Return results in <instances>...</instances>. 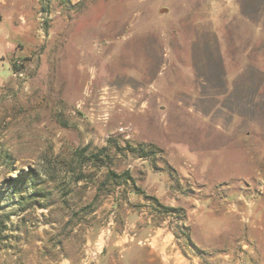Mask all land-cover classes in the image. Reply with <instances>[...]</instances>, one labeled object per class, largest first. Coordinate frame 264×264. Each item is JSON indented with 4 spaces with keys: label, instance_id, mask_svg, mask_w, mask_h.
<instances>
[{
    "label": "rangeland",
    "instance_id": "obj_1",
    "mask_svg": "<svg viewBox=\"0 0 264 264\" xmlns=\"http://www.w3.org/2000/svg\"><path fill=\"white\" fill-rule=\"evenodd\" d=\"M256 142L264 0H0V264H145L144 192L194 264H264Z\"/></svg>",
    "mask_w": 264,
    "mask_h": 264
},
{
    "label": "crops",
    "instance_id": "obj_2",
    "mask_svg": "<svg viewBox=\"0 0 264 264\" xmlns=\"http://www.w3.org/2000/svg\"><path fill=\"white\" fill-rule=\"evenodd\" d=\"M254 146V149L251 151V158L252 161L256 163V166L252 169L251 174L254 177L262 178L264 176V167H262L264 166L262 165V163H264V147H262L258 142H256ZM257 187V189H260L261 192H264V185H260ZM145 196L147 195L145 194ZM143 198L146 200V203H144V205L147 206H144V208L141 209L143 213L141 214L139 220L141 221L143 215H145V217L143 218L142 223L139 224V229L131 234L129 239L127 238L126 240H138L139 243L143 246V251L145 252V264H150L151 260L154 262L153 264H194L193 257L188 253L189 249L187 250L183 247H179V245L177 244V242H179L180 240L176 239L175 232H173V227L176 225V221L174 218L170 217L172 212L166 211L165 214L167 215V217L165 215V217H163V213H159L160 210L154 208L153 210L155 211V213H153L151 211V207L155 203L152 202L153 204L151 206L148 202L151 200H148L145 197ZM154 198L157 200V204L161 208L178 209L177 207H183L186 210L188 217L190 212H192L190 206L183 205V201L176 199L175 197L170 198L160 195ZM257 202L258 201L256 200L254 201L256 206L252 213V216H255L256 219L259 213V205ZM157 211L160 214L159 218L157 217ZM147 212L153 214H151V216L148 218ZM262 212L264 213V210ZM153 217L154 219L151 220V218ZM251 223L252 226L255 227V229L259 228L258 221H252ZM204 229L208 231V228H206L205 226ZM151 255H153L154 258H150ZM242 255L244 256V253Z\"/></svg>",
    "mask_w": 264,
    "mask_h": 264
},
{
    "label": "trees",
    "instance_id": "obj_3",
    "mask_svg": "<svg viewBox=\"0 0 264 264\" xmlns=\"http://www.w3.org/2000/svg\"><path fill=\"white\" fill-rule=\"evenodd\" d=\"M140 151H142L141 153H142V155H144V156H148L149 153H150V152H146V151H144V150H140ZM100 153H103V149L97 151L96 154H92V155H90V156L87 158V161H88L89 163H90V162H92V163H100V156H101ZM108 174H109L110 176L117 177L116 174H114L111 170H108ZM123 175H124V174H123ZM125 175H128V174H125ZM22 177L25 178V175L22 176ZM81 178H82V175H80V177L78 178V180H80ZM127 180L130 181L132 184L134 183L133 180H132L131 178H128ZM141 194H142L146 199L151 200L153 203L157 204V200H156L154 197H148V196H145L144 193H141ZM36 195H37V194H35V196H36ZM166 211H168V212H173V213H177L179 210L176 209V208H166ZM187 242L189 243V240H188V239H187ZM189 244H190V243H189Z\"/></svg>",
    "mask_w": 264,
    "mask_h": 264
}]
</instances>
